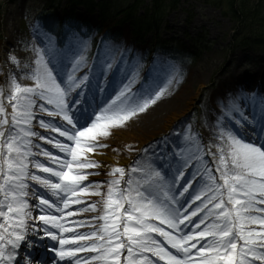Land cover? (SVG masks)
<instances>
[{"label":"snow or ice","instance_id":"6c2138e0","mask_svg":"<svg viewBox=\"0 0 264 264\" xmlns=\"http://www.w3.org/2000/svg\"><path fill=\"white\" fill-rule=\"evenodd\" d=\"M69 32L35 25L32 56L0 71V264H264V94L221 97L208 143L182 121L93 182L104 141L181 74L103 39L89 60L87 33Z\"/></svg>","mask_w":264,"mask_h":264},{"label":"rangeland","instance_id":"374dc122","mask_svg":"<svg viewBox=\"0 0 264 264\" xmlns=\"http://www.w3.org/2000/svg\"><path fill=\"white\" fill-rule=\"evenodd\" d=\"M92 1L104 2L107 14L102 17L98 10L95 12L88 10L79 4L80 0H0V71L7 73L10 69L14 70L13 66L7 63L9 52L22 62L32 56V53L25 48L34 42L33 27L37 24L42 31L49 33L57 41L70 35L69 30L79 29L86 32V38L90 42L87 53L89 60L96 54L97 46L102 39L108 43L126 46L133 53L139 54L142 57L144 70H147L152 61L159 57L167 59L178 67L181 82L158 102L169 104L170 98L177 96L178 100L184 93H189L191 98L175 105L178 109L184 106V111L182 112V109L177 112L176 118L170 123L164 122L160 117L159 123L152 122L149 125L151 108L135 121L130 122L126 129L138 131L143 129L142 131L147 134L150 132L143 146L169 135L173 129L179 130L178 125L182 121L190 124L192 129L204 138L203 142L208 143L207 137L211 136V130L207 125L214 120L213 111L216 109L217 96L220 95L218 88L223 80L237 71L246 76L258 74L255 78L260 86L258 93L264 94V48L246 46L244 42L239 41L242 38H240L241 32H244L241 24L245 22V17L238 18L241 13L240 7L244 11L251 9L254 13H258L259 17L264 18V0H180L175 8L171 6L172 0H166L162 2L164 10H161L162 7L153 8L154 3L146 0L135 8L134 17L137 22V19L143 18L146 14L149 23L147 27L152 25L151 30L154 29L146 35L144 32L141 33L144 36L143 41L133 37L134 25L125 21L126 9L133 6L135 0ZM74 3L77 5L74 6ZM231 3L235 15L231 12ZM154 14L159 16L157 25L149 20ZM49 21L54 23L49 24ZM3 79L4 77H0V81ZM22 83L29 84L30 81H22ZM242 86L244 83L234 89L228 87L222 97L241 90ZM248 90L256 91L254 88ZM151 125L153 126L150 129L146 128ZM35 130L42 135L45 134L43 129L37 127ZM35 142L55 151L51 145H45L43 141ZM132 152L134 156L129 165L138 155L137 150ZM99 162L104 168L90 170L100 172L99 175H91L90 181L105 182L111 179L107 175L108 164ZM102 191H106V186ZM86 199L95 202L100 201L101 197ZM95 215L97 213L86 212L79 218L91 219ZM30 239L36 238L30 237ZM32 264L36 262L32 261Z\"/></svg>","mask_w":264,"mask_h":264},{"label":"bare ground","instance_id":"6f19581e","mask_svg":"<svg viewBox=\"0 0 264 264\" xmlns=\"http://www.w3.org/2000/svg\"><path fill=\"white\" fill-rule=\"evenodd\" d=\"M132 35L133 37H136L137 40L141 37L139 36V34H135L134 30L132 31ZM241 75L242 74L239 73V71H237V73L235 74L233 73L231 77L226 78L225 80L221 82L220 87L218 88V94L220 95L217 96L218 97L217 101L222 97V94H224L229 88H233V89L237 88L238 85L240 84L243 85V83H244V86L241 87L242 90L249 92L250 90L248 89L254 88L258 92V89L260 86L258 83H256L257 79L255 80L258 74L254 76L250 74L249 76H246L245 74L242 76ZM189 96H190L189 93H184L180 95L178 99L179 101L176 99L177 97L176 96L173 99L170 98L169 104L165 102H158L157 104L153 105L149 111L151 113H150V121L148 122V124L150 125L152 122L157 123L158 121H160V117L163 118L164 122L170 123L172 120L176 118L177 112H179L180 110L184 108L183 106L178 109V107H175V105L176 104L179 105V104H182L184 101H188L191 98V96L190 97ZM183 111L184 109L182 110V112ZM152 126L153 125L147 126L146 128L150 129ZM142 130L138 131L137 129L132 130V129H126V128L114 130L112 136H110L106 140V141L109 140L108 143L104 141V143L108 144L109 147L103 149L101 153L96 154L92 158L108 164L109 169H110V166L111 167L119 166V167L127 168L134 154L133 152L131 153L128 152L126 150V146L132 145L133 150L142 148L143 144L145 143L144 141L146 140V137L150 133L149 132L147 134V132H144ZM207 138L208 140H210V137H207ZM113 149H117V151L114 152ZM78 230L83 231L84 229H78Z\"/></svg>","mask_w":264,"mask_h":264},{"label":"trees","instance_id":"16d2710c","mask_svg":"<svg viewBox=\"0 0 264 264\" xmlns=\"http://www.w3.org/2000/svg\"><path fill=\"white\" fill-rule=\"evenodd\" d=\"M136 3H134L133 6H131L130 8L126 9V18L125 21H129L130 23H133L134 25V32L135 34H139V36L141 35V33H151L153 30L152 29V25H149L147 27V25L149 23L148 22V17L145 14L143 16V18H139L137 19V22L135 21V8L138 5H142L144 1L146 0H135ZM150 1L151 3L153 2L154 4L152 5V7L154 8H161L162 7V2L166 1V0H147ZM160 1V2H159ZM104 3V2H103ZM102 2L101 3H95L92 0H80L79 4L82 5L83 7L87 8L88 10H91L92 12H95V10H98V13L100 14V16H104L107 14L106 11V7L104 6ZM180 0H172L171 1V6L172 8H175L179 5ZM77 4L74 3V6H76ZM258 5V4H257ZM108 7V6H107ZM134 9V10H133ZM165 7H162L161 10H164ZM134 11V12H133ZM231 12L234 13L235 15V11L233 10V4L231 3ZM240 15L238 16V18H244V23H242V31L241 32V36L239 39V41L244 42L246 44V46L252 45L255 47H262L264 48V18L259 17L258 13H254L253 10L248 9L246 11H244L241 7H240ZM237 14V12H236ZM51 18V17H50ZM48 20V18H46ZM152 19V20H151ZM159 19V16H152L150 17V22H155L157 25V21ZM52 20L54 21L53 17ZM53 21H49V23L51 22L52 24L55 22ZM151 30V31H150Z\"/></svg>","mask_w":264,"mask_h":264}]
</instances>
